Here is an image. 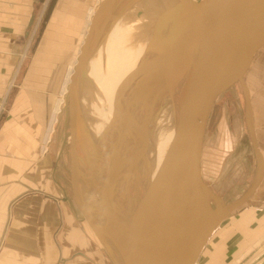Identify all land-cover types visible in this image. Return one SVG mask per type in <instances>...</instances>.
I'll use <instances>...</instances> for the list:
<instances>
[{
    "label": "water",
    "instance_id": "1",
    "mask_svg": "<svg viewBox=\"0 0 264 264\" xmlns=\"http://www.w3.org/2000/svg\"><path fill=\"white\" fill-rule=\"evenodd\" d=\"M137 1L130 0L125 8ZM54 2L50 0L44 21ZM114 2H97L65 95L73 200L119 264H194L213 230L247 201L262 178L263 155L257 145L244 75L254 55L264 47V0H175L156 15L144 59L129 76V79L146 76L134 103L136 116L123 121L121 133L109 151L98 208L107 225L102 229L77 204L81 197L76 185L78 170L74 171L75 130L83 134L77 111V86L79 78L86 76L85 62L107 22L111 16L114 20L117 17L112 12ZM167 34L170 39L161 49ZM235 83L239 84L243 97L244 123L256 169L246 190L226 203L204 182L200 155L206 121L215 102ZM166 99L171 104L172 121L164 135L173 133L168 154L175 166L172 176L177 178L180 190L159 213L151 187L154 147L150 150L148 119L155 107L152 120L155 121ZM93 214L99 215V210Z\"/></svg>",
    "mask_w": 264,
    "mask_h": 264
},
{
    "label": "crops",
    "instance_id": "2",
    "mask_svg": "<svg viewBox=\"0 0 264 264\" xmlns=\"http://www.w3.org/2000/svg\"><path fill=\"white\" fill-rule=\"evenodd\" d=\"M49 2L0 0V264H119L68 200L60 150L37 152L68 51L99 0H55L44 21ZM126 13L96 48L124 61L149 39L123 35ZM250 98L264 161V91ZM194 264H264V167L253 194L213 230Z\"/></svg>",
    "mask_w": 264,
    "mask_h": 264
},
{
    "label": "rangeland",
    "instance_id": "3",
    "mask_svg": "<svg viewBox=\"0 0 264 264\" xmlns=\"http://www.w3.org/2000/svg\"><path fill=\"white\" fill-rule=\"evenodd\" d=\"M129 1L130 0H115L112 12L114 15L127 12L126 14L129 18L127 19L128 21H126L129 25L128 28L123 27V35H129L136 39L140 37V41L142 42L148 35V37H150L152 24L156 15L165 7L173 4L175 0H138L125 8ZM113 21L114 16H111L97 46L101 43L103 38L106 37V31ZM117 22H120V20ZM83 35L85 34H81L77 37L74 47L68 51L66 64L63 66V77L59 83L56 97L54 98L53 108L47 118L37 148L39 154L47 150L50 151L52 155H55L58 149L61 150L60 167L63 170V186L71 204L75 203L70 183V127L69 116L67 119L65 113L66 93L63 96V92H65L64 89L68 88L69 82H66V77L74 61L76 51L77 53L79 51L81 42L84 38ZM122 39L123 38H120L118 40L120 41L119 45H121V47L128 42V39ZM96 48L86 60L85 65L86 63L89 64L85 66V68L86 70L91 68L90 64L95 61L94 56L96 54V62H98L99 68L85 76L84 79L79 78L78 80L77 111L79 118L81 115L83 116V114H86V107L100 90L105 94L108 102L110 99L114 102V99L118 98L119 93L117 91L114 92L112 88L117 82H119L117 86L120 88L129 77L131 71V69L122 68L124 67V63L114 64L110 62L111 57L109 56V50L97 51ZM136 58V55H132L128 60L129 62H133ZM254 58L255 62L250 65L244 75L249 95L252 98L264 91V47L254 55ZM107 59H109V61ZM69 78L70 74L68 75V79ZM261 100L264 103V98ZM58 101L59 105L57 109L55 108L56 111H54V114L53 110H55L54 107ZM243 106L244 102L240 86L238 83H235L224 91L216 100L206 121L203 133L200 155L201 176L204 182L215 193L220 195L226 203L237 199L246 190L253 179L256 169V160L249 143L244 123ZM134 116L136 115L134 114ZM156 119L157 121L149 124L148 128L151 131L150 138H157L156 142L161 144L162 141L168 140L169 134L166 136L164 135L166 122H162V120L165 119L163 114L159 113ZM50 126L52 127L51 129ZM152 146L154 147L152 151H154L155 155V152L159 148L157 145H149L150 150ZM162 149L163 148H160V150ZM84 152L85 151L80 150L79 155L77 154L79 157L78 163L80 169L77 175V187L85 205L90 208L91 212L97 213L98 207L95 202V190L98 186V181L103 175L104 169L102 170V168H100L101 161L98 158L91 157L90 154L87 155ZM163 169L165 170V165H163ZM86 191L90 194V200H85L83 198V194ZM233 211H236V209ZM79 215L83 217L80 212Z\"/></svg>",
    "mask_w": 264,
    "mask_h": 264
},
{
    "label": "bare ground",
    "instance_id": "4",
    "mask_svg": "<svg viewBox=\"0 0 264 264\" xmlns=\"http://www.w3.org/2000/svg\"><path fill=\"white\" fill-rule=\"evenodd\" d=\"M169 37H170L169 34L165 36V38L161 42V49L167 46L168 41L170 39ZM77 55L78 53L76 51L74 61L68 71V75L71 74L70 72H72L73 70V65L75 63ZM123 55L125 54H117V55L112 56L110 58V62L114 64L124 63V67H133L129 73V76H130L131 73L142 63L144 59V50L140 55L133 54L137 56V59L134 62V64L121 59ZM107 60L109 61V59ZM98 68H99V64H95L93 67H91L89 70L86 71V76ZM68 75L66 77V82L67 81L69 82ZM145 78H146L145 75L141 77H137L135 79H129L128 77L127 80L122 84L120 88H118L117 85L119 82H117L112 88L114 92L117 91L119 93L117 101L115 102H112L111 99L108 102L107 98L105 97V94H103L101 90L97 93L94 99L90 101V103L85 109L86 114L82 113L83 116L81 115L80 117L81 125L83 127V134L80 135L75 130V151L74 152H75L76 164L74 166V171L77 172V170L78 171L80 170L79 163H78V159H79L78 155H79L80 150L85 151L84 153L87 155L90 154L91 157L98 158L101 161L100 168L106 171V168L108 166L107 164L109 163L108 162L109 153L111 152L112 146L115 145V142L117 141V138H118L117 136L121 130L123 121L125 119L131 118L132 116H134L133 112H134V108H136L135 107L136 105L134 106V103L137 100L139 91L144 83ZM64 91L65 92H63V96L67 92V89H64ZM168 102L169 100L166 99L165 106L160 111V114H163V117H165V119H163L162 122H166V128H167V125L172 121L171 104L170 102L169 103ZM58 105H59V101L56 106V109L58 108ZM56 109L54 111H56ZM154 109L155 107H153L152 109L153 111L151 112L154 113ZM153 113H149L148 125L153 122L152 121ZM67 119H68V115H67ZM156 121L157 119H155V122ZM51 128L52 127L50 126V129ZM172 139H173V133L171 132L169 133L168 140L166 139L162 141L161 144H159V142H156L157 138H154V137H151L150 142H149V145H157L159 148L155 152L154 161H153L152 170H151L152 171L151 172L152 173V184H151L152 195L154 198L155 208L157 212L159 213H162L164 209L173 202V200L178 195L179 190H180L177 178L172 176L175 166L174 164H172L171 157L168 154L169 144ZM160 148H163V149L160 150ZM163 165H165V170L163 169ZM104 171H103V175L101 176V179L98 181V186L95 190L96 191L95 192V202L98 208L101 207V202H102L101 193L103 191L102 186H103V179L105 177ZM76 185H78L77 179H76ZM83 198L85 200H90L91 198H90L89 192L86 191L83 194ZM77 204L85 208L86 211L89 213V215L98 222V224L101 226L102 229L104 227L105 228L107 227L104 221L102 210L98 209L99 215H95L90 212L89 208L85 205L82 199L81 200L77 199ZM174 237L175 235L172 236V238Z\"/></svg>",
    "mask_w": 264,
    "mask_h": 264
},
{
    "label": "built area",
    "instance_id": "5",
    "mask_svg": "<svg viewBox=\"0 0 264 264\" xmlns=\"http://www.w3.org/2000/svg\"><path fill=\"white\" fill-rule=\"evenodd\" d=\"M45 151V150H44Z\"/></svg>",
    "mask_w": 264,
    "mask_h": 264
},
{
    "label": "flooded vegetation",
    "instance_id": "6",
    "mask_svg": "<svg viewBox=\"0 0 264 264\" xmlns=\"http://www.w3.org/2000/svg\"><path fill=\"white\" fill-rule=\"evenodd\" d=\"M70 144V143H69Z\"/></svg>",
    "mask_w": 264,
    "mask_h": 264
}]
</instances>
